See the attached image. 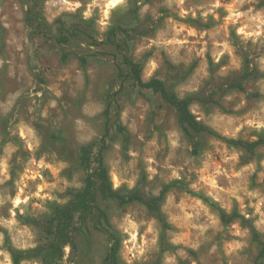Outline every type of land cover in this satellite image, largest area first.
<instances>
[{
	"label": "rangeland",
	"instance_id": "1",
	"mask_svg": "<svg viewBox=\"0 0 264 264\" xmlns=\"http://www.w3.org/2000/svg\"><path fill=\"white\" fill-rule=\"evenodd\" d=\"M262 21L264 0H0V264L47 243L28 219L43 220L82 186L79 146L97 150L104 95L118 89L124 130L111 129L103 153L112 186L147 195L170 186L165 224L141 202L97 197L119 239L117 264L264 262V146L249 153L222 138L264 137ZM114 25L139 34L119 50L106 38ZM124 55L143 80L193 95L190 110L220 136L201 134L193 153L158 93L129 80L119 88ZM246 61L256 75L244 90L225 88ZM74 224L76 249L65 245L58 264H101L106 236L88 220Z\"/></svg>",
	"mask_w": 264,
	"mask_h": 264
},
{
	"label": "trees",
	"instance_id": "2",
	"mask_svg": "<svg viewBox=\"0 0 264 264\" xmlns=\"http://www.w3.org/2000/svg\"><path fill=\"white\" fill-rule=\"evenodd\" d=\"M138 34L139 30L136 27L125 28L122 25H114L107 31L106 38L116 48L123 50L127 48L128 41ZM122 60L126 70H119L118 74L122 76L119 88H122L124 80H129L136 86L150 88L158 93L177 112L183 133L193 153H197L200 149L199 136L201 134L207 133L220 136L212 127L198 120L190 110L189 105L195 100L193 95L179 97L173 90L167 88L162 79L153 76L143 80L141 76L142 67L137 61L126 55L123 56ZM255 75V69L246 61L239 78L229 81L225 88L244 90V81ZM119 91V89L113 92L108 91L104 95L105 105L101 112L104 118L103 130L97 141V150L93 151V143L91 142L82 143L79 146L78 161L84 173L82 186L70 191L71 196L64 204L53 205L43 220L37 218L28 219L46 235L47 243L28 249H13L11 253L12 264H19L23 258L37 256H40L45 264H58L63 255V247L65 245H68L73 250L76 249V241L73 234L76 229L75 219H79L82 222L90 221L93 228L102 232L108 239L109 247L102 257L101 264H117L119 239L111 226L106 210L98 204V196L113 199L122 205L133 201L141 202L150 212L157 215L162 224H165L160 206L170 185L164 186L157 194L147 195L137 189L122 192L111 184L103 153L108 146L111 129L115 127L120 132L124 130L123 126L117 121L119 118V105L115 95ZM113 105L117 108L113 109ZM112 114L115 116L113 120L111 119ZM222 138L230 144L242 147L249 153H252L259 146H264V137H258L253 140L232 137ZM221 216L224 218V214ZM253 236L257 238V232L253 231ZM263 254L264 246H262L258 257H262ZM257 264H264V262L260 259Z\"/></svg>",
	"mask_w": 264,
	"mask_h": 264
},
{
	"label": "clouds",
	"instance_id": "3",
	"mask_svg": "<svg viewBox=\"0 0 264 264\" xmlns=\"http://www.w3.org/2000/svg\"><path fill=\"white\" fill-rule=\"evenodd\" d=\"M114 2H118V0H114ZM112 6V5H109ZM216 7H219V3L215 4ZM85 15H88L87 13ZM242 15L241 13H237V16ZM258 18V17H257ZM262 23H264V21H262Z\"/></svg>",
	"mask_w": 264,
	"mask_h": 264
}]
</instances>
